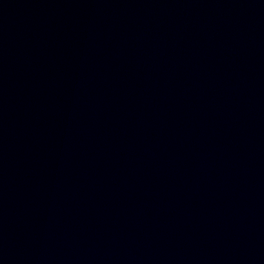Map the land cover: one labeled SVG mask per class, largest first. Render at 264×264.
I'll return each instance as SVG.
<instances>
[{"label":"water","instance_id":"95a60500","mask_svg":"<svg viewBox=\"0 0 264 264\" xmlns=\"http://www.w3.org/2000/svg\"><path fill=\"white\" fill-rule=\"evenodd\" d=\"M0 264H264V0H0Z\"/></svg>","mask_w":264,"mask_h":264}]
</instances>
